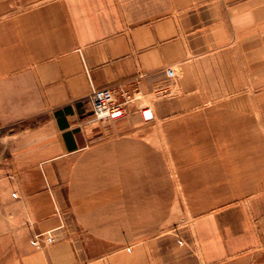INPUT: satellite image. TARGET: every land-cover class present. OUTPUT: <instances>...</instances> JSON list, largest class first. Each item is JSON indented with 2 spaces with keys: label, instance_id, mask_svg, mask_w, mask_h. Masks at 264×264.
<instances>
[{
  "label": "crops",
  "instance_id": "1",
  "mask_svg": "<svg viewBox=\"0 0 264 264\" xmlns=\"http://www.w3.org/2000/svg\"><path fill=\"white\" fill-rule=\"evenodd\" d=\"M4 141L0 264H264V0H0Z\"/></svg>",
  "mask_w": 264,
  "mask_h": 264
},
{
  "label": "built area",
  "instance_id": "2",
  "mask_svg": "<svg viewBox=\"0 0 264 264\" xmlns=\"http://www.w3.org/2000/svg\"><path fill=\"white\" fill-rule=\"evenodd\" d=\"M166 74L168 78L173 77V72L170 69L166 71ZM117 94L118 92L112 88L97 89L92 86L89 94L91 117L96 121H115L122 118L125 110L123 104L116 101ZM141 115L144 121L152 119V114L149 109L142 110ZM46 241L50 243L51 238L47 236ZM34 244H37L36 240Z\"/></svg>",
  "mask_w": 264,
  "mask_h": 264
},
{
  "label": "rangeland",
  "instance_id": "3",
  "mask_svg": "<svg viewBox=\"0 0 264 264\" xmlns=\"http://www.w3.org/2000/svg\"><path fill=\"white\" fill-rule=\"evenodd\" d=\"M117 96V95H116ZM118 102V101H117ZM121 103V102H120ZM145 109H148V108H145ZM144 110V109H143ZM142 111V110H141ZM114 122V121H112ZM37 124V121L36 120H32V121H29V122H19V123H15L14 125L10 126V128H12L14 131H21V130H24L25 128H32V127H35ZM2 144V145H1ZM6 146V141H4L3 143H0V147L4 148ZM38 237H41V236H38ZM37 237V238H38ZM37 238L36 236L33 238V241H32V245L33 246H38V242L37 244L35 245L34 244V241L36 240L37 241ZM44 241L46 244H49L47 243L46 241V237L44 238ZM51 243V242H50Z\"/></svg>",
  "mask_w": 264,
  "mask_h": 264
},
{
  "label": "bare ground",
  "instance_id": "4",
  "mask_svg": "<svg viewBox=\"0 0 264 264\" xmlns=\"http://www.w3.org/2000/svg\"><path fill=\"white\" fill-rule=\"evenodd\" d=\"M47 237V236H46Z\"/></svg>",
  "mask_w": 264,
  "mask_h": 264
}]
</instances>
